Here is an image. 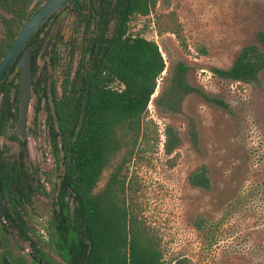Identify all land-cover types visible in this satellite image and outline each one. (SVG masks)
Returning <instances> with one entry per match:
<instances>
[{"label": "rangeland", "instance_id": "obj_1", "mask_svg": "<svg viewBox=\"0 0 264 264\" xmlns=\"http://www.w3.org/2000/svg\"><path fill=\"white\" fill-rule=\"evenodd\" d=\"M156 11L176 12L187 48L175 35L159 33L156 12L130 23L131 35L159 45L167 66L149 105L139 156L130 165L134 208L159 236L165 264H264V69L253 83L225 80L214 72L231 68L247 46L264 52L257 39L264 31V0H159ZM83 30L72 17L51 22L42 35L40 68L49 58L41 57L48 40H56L67 64V43L78 40ZM78 59L76 53L74 69ZM179 64L189 68L187 82L198 91L170 101ZM63 67L52 71L58 83ZM36 102L33 95L27 164L45 194L32 199L27 220L36 232L35 241H47L54 188L60 185L63 169L51 150L44 102L39 112ZM1 146L11 158L20 152L17 141L6 137ZM202 175L208 188L192 183L193 176ZM41 244L49 257L63 264ZM31 251L29 244L16 239L2 242L0 262L3 257L14 263L22 257L29 260Z\"/></svg>", "mask_w": 264, "mask_h": 264}, {"label": "trees", "instance_id": "obj_2", "mask_svg": "<svg viewBox=\"0 0 264 264\" xmlns=\"http://www.w3.org/2000/svg\"><path fill=\"white\" fill-rule=\"evenodd\" d=\"M91 1L77 0L73 7L84 30L78 40L67 43V64L54 43L45 66H39L42 35L51 20L28 45H38L32 56L35 110L39 112L44 102L51 150L57 167L63 169L60 185L54 188L56 198L52 201L47 241L41 237L35 241L36 232L27 220L32 199L45 192L29 171L27 140L13 132L19 119L21 55L0 85V185L6 203L0 232L3 244L16 239L32 250L29 260L22 257L12 264H39L37 260L59 264L49 257L41 242L63 264H165L159 236L134 208L130 165L139 156L149 105L167 66L159 45L131 35L130 23L133 18L156 12L159 33L175 35L187 48L184 30L176 12L156 11L159 0L113 1L111 19L98 21L95 26ZM31 13L24 9L15 22L4 19L6 33L0 37V61ZM257 39L264 47V31ZM76 53L79 59L74 69L71 62ZM59 66H65L60 83L52 73ZM263 69L264 52L251 45L242 50L231 68L214 72L225 80L253 83ZM188 71L184 64L176 67L168 93L170 101L198 91L188 84ZM214 102L226 107L222 101ZM4 137L19 144L17 157L11 158L8 149L2 148ZM192 183L209 187L203 175L193 176Z\"/></svg>", "mask_w": 264, "mask_h": 264}, {"label": "water", "instance_id": "obj_3", "mask_svg": "<svg viewBox=\"0 0 264 264\" xmlns=\"http://www.w3.org/2000/svg\"><path fill=\"white\" fill-rule=\"evenodd\" d=\"M75 0H48L25 23L15 41L0 62V85L4 81L10 67L21 55L18 67L21 71L19 78V119L15 128V135L21 140L28 138L29 119L33 101L32 56L34 48H27L37 32L56 14L61 13L67 6H73ZM51 41L45 46L42 59L50 57ZM6 203L0 185V226L5 223ZM2 236L0 232V248ZM3 264H11L7 257H3ZM40 264H45L39 261Z\"/></svg>", "mask_w": 264, "mask_h": 264}, {"label": "flooded vegetation", "instance_id": "obj_4", "mask_svg": "<svg viewBox=\"0 0 264 264\" xmlns=\"http://www.w3.org/2000/svg\"><path fill=\"white\" fill-rule=\"evenodd\" d=\"M48 0H0V12L2 13L3 19L9 20V22H15L18 19V14L23 12L24 9H27V12L31 13V16ZM113 1L116 0H92L90 5L91 12L95 17V26L98 25V21L107 22L111 19V9L110 5ZM77 0H75V3ZM74 3V5H75ZM73 6H67L61 13L56 14L58 15L54 19L52 17L48 20V26L53 21L61 20V18L72 17L75 18L76 24H80V16L79 14L73 9ZM12 6V7H11ZM115 6V5H114ZM72 8V9H71ZM11 10V11H10ZM30 16V17H31ZM55 16V15H54ZM94 28V27H92ZM50 42L47 41L46 45ZM56 40H51V47H50V56L52 52V48ZM37 45V44H36ZM38 47V45H37ZM28 48V46H27ZM45 48V47H44ZM44 50V49H43ZM43 53V52H42ZM1 62V61H0Z\"/></svg>", "mask_w": 264, "mask_h": 264}]
</instances>
